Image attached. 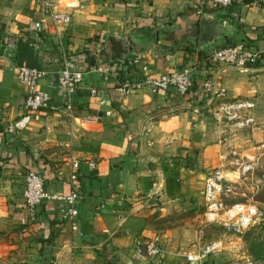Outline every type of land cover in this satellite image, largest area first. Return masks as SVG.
Returning a JSON list of instances; mask_svg holds the SVG:
<instances>
[{
    "label": "crops",
    "instance_id": "0c3cea01",
    "mask_svg": "<svg viewBox=\"0 0 264 264\" xmlns=\"http://www.w3.org/2000/svg\"><path fill=\"white\" fill-rule=\"evenodd\" d=\"M53 1L69 17L65 26L54 25L35 0H0V264H189L184 255L192 248L181 245L186 225L174 213L195 199L188 183L209 162L203 160L214 149L208 132L225 131L205 104L203 81L252 101V114L264 121V54L242 67L205 56L210 47L240 41L264 49V3L235 0L213 9L206 0ZM204 12L226 20L228 31L201 48ZM119 37L127 39L120 52L113 40ZM63 54L82 72L71 112L62 106L27 113L16 67L44 71L41 88L61 102ZM119 61L120 78L187 68L194 86L183 97L148 86L122 95L118 74L100 70ZM29 169L50 195L75 193L73 223L59 220L58 199L42 202L36 222L24 223ZM155 234L166 250L160 262L140 245Z\"/></svg>",
    "mask_w": 264,
    "mask_h": 264
},
{
    "label": "built area",
    "instance_id": "2783aa9c",
    "mask_svg": "<svg viewBox=\"0 0 264 264\" xmlns=\"http://www.w3.org/2000/svg\"><path fill=\"white\" fill-rule=\"evenodd\" d=\"M210 8L226 9L232 5L235 0H206ZM264 3V0H260ZM42 12L50 17L56 26H65L69 22V17L56 10L53 0H35ZM264 49L258 48L249 42L240 41L223 47H210L206 53V59L219 62L223 65L245 66L263 58ZM125 63L119 61L112 65H103L100 70L105 72H114L118 74L125 69ZM44 71L35 67H29L25 64L16 67V79L25 87L23 99V108L27 113L41 110H56L62 106L70 110L72 108V96L78 85L82 81V72L74 67L71 58L66 54L62 55V68L59 71L57 82L62 89V98L60 101L40 86V81L44 76ZM148 86L153 90L174 89L175 92L183 97L186 96L194 86L189 69L167 71L159 75L150 76H123L118 80V87L122 95H127L131 91ZM203 92L206 97V105L209 106L211 114L219 122L231 123L233 125H244L253 121L251 110L254 103L241 98H229L227 91L215 81L206 79L202 83ZM95 89H90L94 94ZM61 103V104H60ZM71 115V114H70ZM29 116H24L15 126L25 123ZM83 121L95 122V118H84ZM77 165V162L73 163ZM88 165L93 168L95 163L89 161ZM264 179V176L262 177ZM231 179L227 178L221 170H215L209 174L202 188V211L197 226V240L193 243L194 249L184 255L187 263L198 260L204 262L206 257L216 254L225 249V243L221 239H213L208 243H201V238L205 229L211 225H217L228 233L240 237L242 233L250 229L259 218V210L256 204L251 200L227 203L225 197L231 191ZM23 204L25 209V221L34 223L37 220L38 208L42 202L49 199H58L62 201V206L58 211L60 221L74 222L78 214L75 205V193L71 192L65 196L50 195L44 186L42 176L36 171L29 169L24 175V188L22 191ZM72 228H75L72 225ZM240 239V238H239ZM140 245H143L145 254L158 262L166 257V250L162 245L158 234L148 238ZM239 248L242 249L240 245ZM245 255V252H243ZM246 264H256L247 258Z\"/></svg>",
    "mask_w": 264,
    "mask_h": 264
},
{
    "label": "rangeland",
    "instance_id": "374dc122",
    "mask_svg": "<svg viewBox=\"0 0 264 264\" xmlns=\"http://www.w3.org/2000/svg\"><path fill=\"white\" fill-rule=\"evenodd\" d=\"M212 109V107L210 108ZM252 112V110H251ZM253 115V121L241 125L219 122V125L225 129L224 132H208L207 145H213L214 149L207 152L206 160L200 172L202 177L194 179L195 173L191 174L189 191L193 194L192 205L178 207L175 210L174 217L185 223L187 233L181 245L185 248L189 246L194 249L193 243L197 240V226L203 209L200 199V188L204 183L205 177L214 172L221 170L223 174L231 179V191L225 197L227 203L241 202L246 200L253 201L259 210V218L256 223L249 229V240H260L264 236V132H260L261 123ZM213 116V115H212ZM258 132H254V131ZM189 193V192H188ZM191 198V197H190ZM243 237H237L228 233L217 225L208 226L201 238V243H208L213 239H221L225 243V249L216 254L206 257L204 264H246L247 258L256 263L264 264V261L256 260L248 254V242ZM236 240L240 242L236 243ZM242 246V249L239 246ZM245 252V255L244 253Z\"/></svg>",
    "mask_w": 264,
    "mask_h": 264
},
{
    "label": "water",
    "instance_id": "95a60500",
    "mask_svg": "<svg viewBox=\"0 0 264 264\" xmlns=\"http://www.w3.org/2000/svg\"><path fill=\"white\" fill-rule=\"evenodd\" d=\"M227 31L228 25L226 20H223L221 17L208 15L206 12L202 13L198 21V42L200 47L202 48L205 45L213 43L224 36ZM113 40H116L114 43L117 47V50L120 52V43H125L127 39L124 37H119L113 38ZM89 61L90 64L93 65V55H90ZM189 264H200V262L198 260H194L189 262Z\"/></svg>",
    "mask_w": 264,
    "mask_h": 264
},
{
    "label": "trees",
    "instance_id": "16d2710c",
    "mask_svg": "<svg viewBox=\"0 0 264 264\" xmlns=\"http://www.w3.org/2000/svg\"><path fill=\"white\" fill-rule=\"evenodd\" d=\"M244 234H246L244 241L248 242L247 250H248L249 256L252 258H255L256 260L264 261V236L260 240L253 241L252 239L249 240L248 238L250 234L249 229L246 230L244 233H242L240 237L242 238Z\"/></svg>",
    "mask_w": 264,
    "mask_h": 264
}]
</instances>
